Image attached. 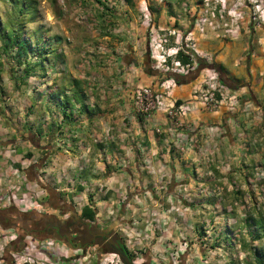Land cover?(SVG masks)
Returning a JSON list of instances; mask_svg holds the SVG:
<instances>
[{
    "label": "crops",
    "instance_id": "0c3cea01",
    "mask_svg": "<svg viewBox=\"0 0 264 264\" xmlns=\"http://www.w3.org/2000/svg\"><path fill=\"white\" fill-rule=\"evenodd\" d=\"M173 10L168 17L164 7L152 13L157 29L189 30L195 44L190 49L207 62L220 64L223 75L233 83L230 89L239 99L235 109L199 106L191 110L182 119L185 132L193 138L186 144L178 143L173 119L164 111L156 110L148 118L136 113L132 88L146 85L162 91L159 84L172 77L149 63L146 37L132 18L121 28V39L104 42L108 66L95 67L93 62L84 77L70 71L59 79L52 97L44 98L54 101L55 128L48 132L50 121L44 122L45 134L37 136L39 146L47 151L38 171L53 178L60 192L71 191L74 181L78 186L87 184L95 218L104 212L112 215L116 228L129 241L146 247L149 256V248L177 239L183 224L193 227L200 219L198 214L208 221L205 214L231 208L233 197L243 194L238 182L250 181L255 169L264 168V31L257 30L254 39L248 31L238 30L226 40L207 30L200 33L183 8ZM210 71L197 69L181 83L175 81L165 101L176 105L186 101ZM26 98L28 106L19 113L26 117L24 123L33 107L31 94ZM8 101L12 103L9 94L0 96V192L5 189V174L8 180L14 179L36 165L30 162L34 158L31 125H26L22 137L13 126H7ZM63 102H67L66 108ZM47 109L44 104V120L51 118ZM47 139L51 145L44 142ZM146 162L151 165L149 170ZM153 214L157 215L158 231L151 228L149 240L144 234L136 238V232L147 233L146 224ZM210 237L223 238L222 233Z\"/></svg>",
    "mask_w": 264,
    "mask_h": 264
},
{
    "label": "rangeland",
    "instance_id": "374dc122",
    "mask_svg": "<svg viewBox=\"0 0 264 264\" xmlns=\"http://www.w3.org/2000/svg\"><path fill=\"white\" fill-rule=\"evenodd\" d=\"M23 1L26 7L24 13H21L18 8ZM178 1L182 2L176 3ZM158 7L165 8L164 14L167 17L174 14L175 7L177 10L183 8L181 11L192 20V25L198 24L196 27L200 33L207 30L226 40L238 30L248 31L254 39L257 30L264 31V0H134L131 5L123 0H0V96L9 94L12 98V103L8 101L10 104L6 121L7 126L14 127L15 134L22 137L23 132L27 133L26 125H31L34 158L30 162L38 164L41 158L47 157L46 150H37L34 146L39 144L37 136L45 134L42 124L50 121V133L55 128L54 101L44 98L52 97L59 79L70 71L84 77L93 67V62L95 67L108 66V48L104 42L110 39L117 42L121 39L120 30L124 24H128V19L135 18L137 26L142 28L149 63H155L151 53L155 51L158 39H166L162 43L163 50L170 49L172 59L179 60L177 53H173L175 48L184 54L192 51L186 45L190 41H184L189 30L178 28L180 37H176L172 31L157 29L152 13H156ZM144 14L151 16L149 24L145 23ZM196 19L201 21L196 22ZM11 29L22 39H30V49L23 56H20L18 47L5 36ZM153 35L156 36L155 42L150 41ZM44 49L50 60L57 61V54L63 56V60L59 59L56 66L44 62L46 73L39 66ZM211 62L214 61L208 63ZM25 69L30 71L29 75L24 73ZM213 72L218 77V73L215 70ZM28 93L32 96L33 107L30 119L24 123L26 117L19 113L28 106ZM44 104L46 109L48 106L50 120H44ZM44 142L51 145L50 139ZM253 174L250 181L238 182V190L243 194L233 197L236 205L231 201V208L205 214L208 221L202 220L203 214H198L200 219L193 227L183 224L178 229L177 239H167L157 249L149 248L150 256L146 255V247H139L132 239L129 241L125 233L119 227L116 228L112 215L104 212L93 222L81 218V205L89 202V199L93 200L87 184L81 185L83 190L80 191V183L74 181L73 190L68 186L71 191L60 192L53 178L46 177L36 169L29 174L22 170L19 177L10 180L8 174H5L7 179L4 182L5 189L0 192V210H5L8 218L16 221L18 216H22L26 221V217L33 218L34 213L36 218L38 214H42V218L51 216L50 221L55 222L58 216H62L63 220L73 217L70 222L72 229L77 232V243L69 244L64 239L58 240L49 235L36 238L23 229L17 240L14 225L3 226L0 222V264H123L100 239L92 244L87 243L91 232L107 229L132 254L135 264H173L170 254L175 252L182 240L187 242L188 247L178 258L177 264H200L202 261L207 264H264V168L258 167ZM57 197L70 212L65 210L64 214L58 213L54 206ZM34 201L37 204L31 206L30 202ZM156 217L153 214L152 221L147 222L153 231H158ZM221 233L222 239L210 237ZM202 237L205 239L200 240ZM11 245L16 246V249L7 254V261L2 255L7 248L11 249Z\"/></svg>",
    "mask_w": 264,
    "mask_h": 264
},
{
    "label": "built area",
    "instance_id": "2783aa9c",
    "mask_svg": "<svg viewBox=\"0 0 264 264\" xmlns=\"http://www.w3.org/2000/svg\"><path fill=\"white\" fill-rule=\"evenodd\" d=\"M163 0H158V2H162ZM145 23L149 24V20H151V16L148 17L147 14L143 15ZM196 22L201 21L199 19L195 20ZM198 25L197 23L195 24ZM152 30V28H151ZM150 30V31H151ZM176 37H180L179 32H172ZM155 37H151V42H155ZM184 41H190V44H186L187 47L194 49L195 44L193 41V36L188 31V33L184 37ZM166 42V39H158L155 45V51H152L151 57L155 60L154 68L160 71L178 75H188L192 71H195L198 68V63L195 59L191 58L188 63H182L178 59H172V53H170V49L167 51L163 50V44ZM174 54L177 53V48H175ZM155 52V53H154ZM175 84V80L173 78L162 81L159 86L162 91H154L151 86L146 85H136L132 88V104L135 109V112L140 114L141 116L148 118L152 112L156 110L164 111L168 116L173 119L174 128L173 130L176 132V137L178 143L182 144V142L189 143L193 140L192 136L187 134L184 130V125L182 119L191 111L199 106L207 109V110H216L220 106H225L229 111L236 108L239 103L238 96L231 91V89L221 83L217 75L212 71L205 75L202 80V84L197 87L191 94L190 98L181 104L176 105L174 101L166 102V97L170 96V88ZM184 145L180 146L182 150ZM146 168L149 170L151 165L149 162H146ZM13 197V196H11ZM12 199V198H11ZM10 200V198H8ZM37 204L36 201L30 202L31 206H35ZM151 224L146 225L145 232L147 233H139L136 232L135 237L140 238L142 234L146 239L149 240L151 236L148 235V232L151 230ZM187 242L182 240L179 243V246L176 247L175 252L170 254V259L173 260V264H177L178 258L181 254H183L187 250ZM160 256V255H159ZM135 263V261H133ZM200 264H207L206 261L200 262Z\"/></svg>",
    "mask_w": 264,
    "mask_h": 264
},
{
    "label": "trees",
    "instance_id": "16d2710c",
    "mask_svg": "<svg viewBox=\"0 0 264 264\" xmlns=\"http://www.w3.org/2000/svg\"><path fill=\"white\" fill-rule=\"evenodd\" d=\"M127 5H131L134 0H123ZM26 7V4L23 2L20 3V6L18 8V10L21 12V13H24V9ZM6 37H8L12 43L18 47L19 49V54L20 56H23V54H26L29 49H30V39H22L20 36H18V34L15 32V30L11 29L10 31L7 32V34L5 35ZM49 47V46H48ZM47 49V48H45ZM45 49H44V54L41 53L40 55V63H39V66H40V69H44V62H49V64L51 66H56L57 65V62L58 60H63V56L62 54H57L56 55V59L57 61L55 60H50L49 57L47 56V53L45 52ZM60 55V56H59ZM48 57V59H47ZM177 57L179 58V60L182 62V63H188L191 58L195 59L196 62L198 63V68L197 69H201V68H212L213 70H215L217 73H218V77H219V80L221 81V83H223L224 85H227L229 83V85L233 86V83L223 75V68L220 64L218 63H215V62H211V63H208L206 61L205 58H202V57H199L198 55H196L194 53V51H190L188 54H184L181 50H179L177 52ZM196 69V70H197ZM195 70V71H196ZM29 70H24V73L27 75H29ZM44 73H46V70L44 69ZM190 74V73H189ZM188 74V75H189ZM168 77H172L177 83H181L182 78L185 77V76H188V75H185V76H182V75H178V74H172V73H167L166 74ZM234 88V86L232 87ZM63 108H66L67 107V102H63ZM37 147L43 149L41 146L36 145ZM30 156V154H28ZM45 159L41 158L40 160V163L36 164L37 165V169L39 167H41L43 165V162H44ZM36 169V170H37ZM26 174H29V171L26 173ZM78 190H83V188L81 186H78ZM92 205V200L89 199V202L88 204L84 205L81 209V217L84 218V219H87L89 221H95V209L91 207ZM125 250L128 252L127 248L124 246ZM130 258L132 259L133 256L130 252H128Z\"/></svg>",
    "mask_w": 264,
    "mask_h": 264
},
{
    "label": "flooded vegetation",
    "instance_id": "af4514ba",
    "mask_svg": "<svg viewBox=\"0 0 264 264\" xmlns=\"http://www.w3.org/2000/svg\"><path fill=\"white\" fill-rule=\"evenodd\" d=\"M37 169V165H32L28 168V171L29 173L32 172V170H35ZM38 170V169H37ZM59 195V193L57 194ZM57 202H55V208L57 209L58 213L59 214H64V211L67 210L68 212H70V210H68L66 208V206H64L63 204V201L60 200L59 197H57ZM51 201V199H49V202ZM81 214V213H80ZM29 215V214H27ZM34 217L31 218V217H26V227L25 226H22L20 225L19 223H15V224H12L14 225L13 229L16 231V238L15 239H20L21 237V232L23 229L24 232H28V233H31L32 235H34L36 238H38V236H41V235H49L50 237H53V238H56L58 240H66L69 244H73L75 245L77 242H76V235H77V232L75 230L72 229V225H71V222L72 220L74 219L73 217H69V218H66L65 220H63V217L61 218L60 216L56 217V221H50V219H52L51 216H44L42 218V214H38L39 217L36 218V214H32ZM81 216V215H80ZM6 217L4 221H7L9 222V219ZM82 218V217H81ZM84 219V218H83ZM87 220V219H85ZM28 221V222H27ZM71 221V222H70ZM63 223V224H62ZM66 226L64 227L63 225ZM70 227H67L69 226ZM11 228V227H10ZM89 228V227H88ZM88 231V230H87ZM91 234V233H90ZM96 239H100L99 237H92L90 236V240L89 242H87L88 244H92ZM102 242H104L103 240H101ZM19 242V241H17ZM17 245V244H16ZM16 249V246H13L11 245V249L7 248L4 252H3V257L5 259H7L8 261V256L7 254L11 253L12 250H15Z\"/></svg>",
    "mask_w": 264,
    "mask_h": 264
},
{
    "label": "water",
    "instance_id": "95a60500",
    "mask_svg": "<svg viewBox=\"0 0 264 264\" xmlns=\"http://www.w3.org/2000/svg\"><path fill=\"white\" fill-rule=\"evenodd\" d=\"M208 68L212 69L210 67ZM227 86L229 88H232V86L229 85V83L227 84ZM6 217H7L6 211L0 210V222L2 223L3 226L5 224H15L16 222H18L22 226L26 227L24 217L18 216L19 218H17L16 221H13L10 218L9 222L4 221ZM91 236L99 237L100 241L103 240L109 247L110 251L115 253L123 264H135L133 260L130 258L128 252L125 250L123 243L120 240H118L114 235L111 234L110 229L103 230V231H97V232H91Z\"/></svg>",
    "mask_w": 264,
    "mask_h": 264
}]
</instances>
